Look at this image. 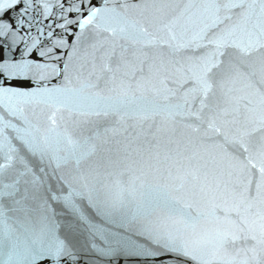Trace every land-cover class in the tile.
I'll list each match as a JSON object with an SVG mask.
<instances>
[{"label": "water", "instance_id": "obj_1", "mask_svg": "<svg viewBox=\"0 0 264 264\" xmlns=\"http://www.w3.org/2000/svg\"><path fill=\"white\" fill-rule=\"evenodd\" d=\"M0 264H264V0H0Z\"/></svg>", "mask_w": 264, "mask_h": 264}]
</instances>
